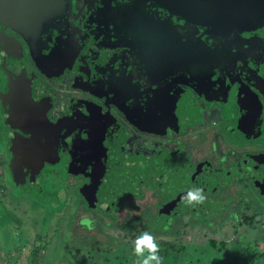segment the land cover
Listing matches in <instances>:
<instances>
[{
  "label": "flooded vegetation",
  "instance_id": "obj_1",
  "mask_svg": "<svg viewBox=\"0 0 264 264\" xmlns=\"http://www.w3.org/2000/svg\"><path fill=\"white\" fill-rule=\"evenodd\" d=\"M196 188L207 199L189 205ZM21 199L49 235L70 216L81 247L147 231L167 264L226 230L205 246L231 264L256 249L263 2L0 0V211Z\"/></svg>",
  "mask_w": 264,
  "mask_h": 264
},
{
  "label": "rangeland",
  "instance_id": "obj_2",
  "mask_svg": "<svg viewBox=\"0 0 264 264\" xmlns=\"http://www.w3.org/2000/svg\"><path fill=\"white\" fill-rule=\"evenodd\" d=\"M63 199V198H62ZM9 199H3L7 203H11L8 201ZM29 202L25 199L16 200L10 206H5V212H2L0 218V245L4 247H0V264H24L22 263L24 251L22 248L26 246L27 241L30 243L36 244V247H41L42 249L37 250L39 252V256L37 257L36 262H30L29 264H136L135 259L130 257L131 254H134V247L130 248V246H117L111 245L110 243L105 245L102 243L94 244L95 246H78L76 241L68 242L70 240V236L66 233V226L70 216L65 221L64 217V225L62 226L63 233L55 231L47 236L46 230H41L40 227L33 226V218H36V207L28 204ZM43 211V209L39 208ZM21 211L26 212V219L22 217L19 213ZM13 213L16 218L19 219L18 225L13 224L11 216L9 215ZM10 218V219H9ZM40 221V218L37 219ZM262 225L264 224L261 222ZM57 225H55L56 227ZM54 227V226H53ZM54 227V228H55ZM263 230H260L258 233V237L264 236V227ZM57 229V227H56ZM227 232L226 230L222 231H211L206 233V238L201 236H195V246H185L182 250V254L172 255L170 252L167 253L172 261L167 264H188V261H193V264H231V258H229V254L226 256L221 254L222 252H218L215 249H210L209 246H205L208 238L215 237L218 238L223 237V233ZM21 235V236H20ZM73 238V237H72ZM197 238V239H196ZM263 239V238H262ZM13 243L7 244L5 243ZM71 241V240H70ZM199 244V245H198ZM6 245V246H5ZM220 245L219 241L217 246ZM225 243L223 244V246ZM245 245V244H243ZM248 245V243L246 244ZM228 246V249L229 246ZM247 251H244L241 255L236 254L234 256L233 264H264V240L260 241L257 244L256 249L248 246ZM233 246L231 247V249ZM208 249V250H207ZM234 249V248H233ZM118 254V256H117ZM121 254H124L126 257L124 259L119 258ZM79 255H84L81 258ZM251 255H254L251 257ZM127 259V260H126ZM137 259V257H136ZM133 260V261H132ZM126 261V262H124ZM166 264V263H165Z\"/></svg>",
  "mask_w": 264,
  "mask_h": 264
},
{
  "label": "clouds",
  "instance_id": "obj_3",
  "mask_svg": "<svg viewBox=\"0 0 264 264\" xmlns=\"http://www.w3.org/2000/svg\"><path fill=\"white\" fill-rule=\"evenodd\" d=\"M183 199L189 205L203 204L207 197L204 195L202 188H196L194 190H189ZM83 227L92 229L93 221L90 219L82 218L80 221ZM147 251L148 255L145 256ZM160 247L154 237L150 232L144 231L139 236H137L134 242V255L138 258L136 264H163V258L160 256Z\"/></svg>",
  "mask_w": 264,
  "mask_h": 264
},
{
  "label": "crops",
  "instance_id": "obj_4",
  "mask_svg": "<svg viewBox=\"0 0 264 264\" xmlns=\"http://www.w3.org/2000/svg\"><path fill=\"white\" fill-rule=\"evenodd\" d=\"M260 230H263V228L259 229V231ZM46 232L47 233L43 232L42 234L43 235L47 234V236H48L49 235V231L46 230ZM44 238H45V235H44ZM5 243L13 244V243H8L6 241H5ZM0 247H4V242H3V245L2 244L0 245ZM39 248L42 249L40 246L36 247V244H34V242L30 243V242L27 241L26 246L24 248H22V250L24 251V253L22 255L23 258L22 257L20 258V260H23L22 263L24 262V264H29L30 262H33V263L36 262L37 257L39 256V252L36 253V251L40 250ZM0 249H2V248H0ZM0 252H4V251L0 250Z\"/></svg>",
  "mask_w": 264,
  "mask_h": 264
},
{
  "label": "water",
  "instance_id": "obj_5",
  "mask_svg": "<svg viewBox=\"0 0 264 264\" xmlns=\"http://www.w3.org/2000/svg\"><path fill=\"white\" fill-rule=\"evenodd\" d=\"M232 1H241L242 3L243 2H245V3L263 2V4H264V0H232Z\"/></svg>",
  "mask_w": 264,
  "mask_h": 264
}]
</instances>
